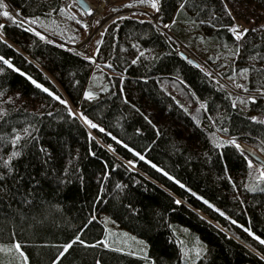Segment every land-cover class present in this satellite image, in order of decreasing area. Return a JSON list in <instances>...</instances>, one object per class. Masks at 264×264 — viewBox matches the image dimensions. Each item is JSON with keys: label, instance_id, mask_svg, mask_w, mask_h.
Listing matches in <instances>:
<instances>
[{"label": "trees", "instance_id": "obj_1", "mask_svg": "<svg viewBox=\"0 0 264 264\" xmlns=\"http://www.w3.org/2000/svg\"><path fill=\"white\" fill-rule=\"evenodd\" d=\"M2 3L15 22L0 15L12 64L0 62V246L19 242L27 264H144L104 244L107 213L153 264H264V169L235 146L264 158V0H159L158 24L130 14L103 28L95 62L60 42L79 38L66 0ZM159 25L256 96L189 63ZM97 72L105 86L88 99Z\"/></svg>", "mask_w": 264, "mask_h": 264}, {"label": "rangeland", "instance_id": "obj_2", "mask_svg": "<svg viewBox=\"0 0 264 264\" xmlns=\"http://www.w3.org/2000/svg\"><path fill=\"white\" fill-rule=\"evenodd\" d=\"M88 1L91 2L92 7H93L90 14H86L83 11V9H81L79 4L74 3L73 0H66L65 9H66L67 13H66L65 18H63V20H64L63 26H64L65 33L69 37L79 36V38L77 41H74L72 43H67L64 41H60V42L64 47L73 49V50L81 53L87 59L94 61V62H95V49H94L92 42L94 40V37H96L102 30H99L97 32V35L95 34L94 37L85 44V42L87 41L88 36H89L88 24L92 20L94 21L93 22L94 30H98V26L101 24L103 19L105 22V20H107V18L110 15H112L113 13H116L118 11H122L127 7L137 8V11H135L133 13H137V15H139L138 17H141V18H149L150 20H152V19L154 20V19H157L158 17H160L159 16V10L157 11L156 8L151 7V3L155 2L157 4V8L159 9V0H143V2H142V0H88ZM133 13H129L126 15H130ZM78 22L79 23L81 22L80 23L82 25L81 27L78 26ZM236 24L242 25L244 27V30H245V25L243 23L237 21L235 23V26H236ZM161 28L164 30H167V28H165L163 26H161ZM43 35H45V34H43ZM179 45H180V50H184V51L188 52L189 54L196 55L195 53H193L189 48H187L181 42ZM201 45H203V43H201ZM214 56H215V58H219L220 53L214 52ZM201 63H202V66H205L210 71H212L218 79L222 78V77H220L219 74H217L215 71H213L205 62L201 61ZM222 79H219V80L222 81ZM104 86H105V81H104L101 73H99V72L95 73L92 76L90 82L87 84V87H86V90L84 93L85 97H87L88 93H91L92 97H95L97 95V93ZM231 90L235 94L241 95V96H248V97L256 96L255 94L243 93L236 88H233ZM236 101H238V100H236ZM85 124H86V122H85ZM86 126L90 131H92V127L88 123L86 124ZM237 145H239V144H237ZM260 169H262V168H260ZM102 222H103L105 229H106V236L104 239V244L107 247L119 249L122 251L132 253L134 255L141 256L145 259L144 264H153L152 261L148 259V255H147L148 247L142 238L137 237L136 235L132 234L128 230L120 227L118 225V223L115 222L112 219V217L107 213L102 214ZM14 244H12L9 247L3 246V245L0 246V248L6 249V251H0V262H3V259H5V260H10V261L13 260V263L15 262V264H27V262L24 261V258L21 257L17 251H15ZM21 251L24 253L22 248H21Z\"/></svg>", "mask_w": 264, "mask_h": 264}, {"label": "snow or ice", "instance_id": "obj_3", "mask_svg": "<svg viewBox=\"0 0 264 264\" xmlns=\"http://www.w3.org/2000/svg\"><path fill=\"white\" fill-rule=\"evenodd\" d=\"M142 2H143V0H142ZM0 7H4V5H3V3H2V0H0ZM151 7L156 8L157 11L159 10V9L157 8V4H156L155 2L151 3ZM89 14H90V13H89ZM0 15H3L4 17H8L9 19H13V22H15V21H14V18L10 17L9 12H7V11H3L2 13H0ZM31 23H32V24H35V23H37V21H36V20H32ZM166 26H167V25H166ZM3 27H4L3 25H0V28H3ZM26 30H27V31H34V30L31 29V28L26 29ZM231 31L233 32L235 38H236L237 40H239V39L242 38L243 35H245V34L247 33L248 30H244L243 32H241V31L239 30V27H238V26H235V27H233V28L231 29ZM35 35L39 36L41 39H44V37H43L39 32H36ZM141 55H143V53H141ZM0 62H2L3 64H7L9 68L12 67V64H11L8 60L4 59L3 57H0ZM93 62H94V61H93ZM134 62H135V61H134ZM188 62H189V63H192V61H188ZM17 71H19V70L17 69ZM29 79H31V78L29 77ZM32 83L35 84L36 87H41V85L36 84V81H34V80L32 81ZM43 90H44L45 92H48V89H47V88H44ZM49 95H51V93H49ZM87 98H88V99H92V98H93V97H92V94H91V93H88V94H87ZM55 99L59 100L60 98H59V97H55ZM60 102H61V103H65V102L62 101V100H61ZM84 119H85V122L88 123L92 128H97V127H98L96 124L92 123L90 120H87L86 117H85ZM99 130H100L101 132L104 131V129H102V128L99 129ZM112 138L115 140V137H112ZM16 139L19 140L20 137L17 136ZM117 142L119 143V141H117ZM233 144H235V141H233ZM235 146H236L237 148H239V145H235ZM124 147H127V145H124ZM129 151H131V149H129ZM13 155L15 156V155H17V153H13ZM135 155H137V156L139 157L140 160H143V159H144V156L141 155L140 153H135ZM130 163H131V162H130ZM248 165H249V167H252V161H251V160L248 161ZM153 167H155V165H153ZM164 174L167 175V173H164ZM262 175H264V170H262ZM169 178L171 179V177H169ZM177 183H179V182H177ZM181 187H183V185H181ZM176 203H179V201H176ZM205 203H208V202L205 201ZM220 215H224V214L221 212ZM232 223H235V221H232ZM244 230H245V231H249L248 229H244ZM250 234H251V233H250ZM256 239H258L259 242H260L261 244H264V240H261L259 237H256ZM77 241H79V237H76L75 240H73V241L70 242L68 245H66V246L64 247V250H63V251H64V252H67V250H68L69 248L72 247V244L76 243ZM80 243H83V241H80ZM92 246L94 247L95 245H92ZM14 249H15V251H17V252L20 254L21 257L24 258V261H27V257H26V256L24 255V253L21 251V245H20L19 242H17V243L14 244ZM0 251H6V249L0 248ZM61 255H63V252L61 253ZM0 264H2V262H0Z\"/></svg>", "mask_w": 264, "mask_h": 264}, {"label": "water", "instance_id": "obj_4", "mask_svg": "<svg viewBox=\"0 0 264 264\" xmlns=\"http://www.w3.org/2000/svg\"><path fill=\"white\" fill-rule=\"evenodd\" d=\"M79 4V3H77ZM79 6L81 7V9H83V11H86V6L83 5V4H79ZM11 14L19 21H22L24 23H26L27 25H29L28 22L24 21V19H22L19 15V12L13 8H11L10 10ZM152 21L156 24H158V21L156 20H153ZM159 27L161 28V26L159 25ZM162 29V28H161ZM163 32L167 33L169 36H171L178 44H180V41L177 40L175 37H173L167 30H164L162 29ZM180 55L183 56L184 58H186L188 61H192V64L195 65V66H200L202 65L200 59L196 56V55H193V54H189L188 52L184 51V50H180ZM219 79H222V78H219ZM223 83L228 86V88L230 89H233V87L231 85H229L225 80H223ZM241 147V146H239ZM252 149V148H251ZM242 150L244 151V153L248 156V158L253 161L255 164H257L260 168H264V158L263 156H261L260 154L258 153H255L253 151H247L245 149L242 148ZM253 150V149H252ZM255 151V149H254Z\"/></svg>", "mask_w": 264, "mask_h": 264}, {"label": "built area", "instance_id": "obj_5", "mask_svg": "<svg viewBox=\"0 0 264 264\" xmlns=\"http://www.w3.org/2000/svg\"><path fill=\"white\" fill-rule=\"evenodd\" d=\"M75 3V2H74ZM92 4H91V2H90V5H89V8H88V11H84L86 14H89L90 12H91V10H92ZM104 9V8H103ZM135 11H137V8H129V7H127V8H125L124 10H122V11H118V12H116V13H113L112 15H110L108 18H109V20L107 21V22H104V19H103V21L101 22V24L98 26V29L99 30H102L103 28H105L106 26H107V24H109L111 21H113L114 19H116V18H118V17H122V16H125L126 14H129V13H133V12H135ZM135 14H137V13H135ZM141 15V14H140ZM102 17V16H101ZM236 26H238L239 27V30L241 31V32H243L244 31V27L242 26V25H240V24H236Z\"/></svg>", "mask_w": 264, "mask_h": 264}, {"label": "bare ground", "instance_id": "obj_6", "mask_svg": "<svg viewBox=\"0 0 264 264\" xmlns=\"http://www.w3.org/2000/svg\"><path fill=\"white\" fill-rule=\"evenodd\" d=\"M73 2H75V3H79V4H83V5H85L86 6V11H88V8H89V5H90V2L88 1V0H73ZM158 17V16H157ZM158 19H159V17L157 18V19H154V20H156V21H158ZM109 20V18H107V20H105V22H107ZM93 20L88 24V27H89V36H88V39H87V41L85 42V44L89 41V40H91L93 37H94V35L96 34L97 35V32L99 31V29L98 30H94V25H93ZM95 38V37H94ZM84 45V44H83ZM73 46V45H72ZM75 47V46H74ZM82 47V46H81ZM241 147H239L241 150H242V148L243 149H245V150H249V151H253V152H255V153H258L256 150L254 151V149L252 150L251 149V147H249V146H246V145H244V144H239ZM243 151V150H242ZM244 152V151H243ZM259 154V153H258Z\"/></svg>", "mask_w": 264, "mask_h": 264}]
</instances>
